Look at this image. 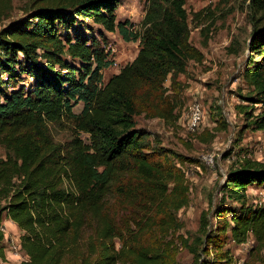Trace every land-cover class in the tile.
<instances>
[{
	"label": "trees",
	"instance_id": "trees-1",
	"mask_svg": "<svg viewBox=\"0 0 264 264\" xmlns=\"http://www.w3.org/2000/svg\"><path fill=\"white\" fill-rule=\"evenodd\" d=\"M13 1L0 0V22ZM22 1L24 15L0 28V256L9 219L28 257L19 264H63L83 247L91 264H161L165 238L181 228L178 212L189 204L182 164L191 159L150 139L136 116L180 119L178 77L190 61L204 60L190 40L186 0H147L139 28L118 19L122 0ZM253 3L264 9V0ZM106 32L139 42L136 57L107 81L103 71L115 60ZM248 48L244 77L252 90L237 108L246 129L260 130L264 111H254L264 105V24L255 22ZM218 121L215 130L227 128ZM59 124L70 132L65 140L52 133ZM209 131L203 141L215 137ZM251 185L264 186V161L244 155L228 170L207 245L251 236L264 245V201L248 202ZM208 225L205 212L200 228ZM190 251L198 255L199 247Z\"/></svg>",
	"mask_w": 264,
	"mask_h": 264
},
{
	"label": "rangeland",
	"instance_id": "rangeland-1",
	"mask_svg": "<svg viewBox=\"0 0 264 264\" xmlns=\"http://www.w3.org/2000/svg\"><path fill=\"white\" fill-rule=\"evenodd\" d=\"M146 5L147 0H122L117 17L129 19L139 28ZM185 7L190 20L191 43L204 53V60L190 61L186 72L178 77L181 84L178 96L182 104L180 119L168 124L159 117L136 116L137 128L150 132V139L191 159L182 164L190 186L189 204L178 212L181 228L171 231L165 238L167 257L161 264H264V245L259 246L252 236L241 244L221 237L218 243L207 245L211 229L215 230L217 225L215 208L223 201L221 188L228 170L244 155L264 161V129H246L247 119L237 108L240 104H249L242 97L252 90L244 77L248 45L255 22L264 24V9L255 11L253 0H186ZM23 8L22 0H14L0 28L23 16ZM106 34L115 63L103 71L105 81L131 62L139 50L138 41H125L117 32ZM170 84L169 75L165 85L170 87ZM194 103L200 104L203 117L195 126H190L188 117ZM81 108L79 104L75 111ZM255 108V115L264 111L262 103L255 104ZM219 119L226 120V129L215 130L219 128ZM51 130L56 140L70 136L63 124L52 125ZM208 131H213L215 137L203 141ZM247 192L249 203L264 201V186L251 185ZM225 204L237 205L231 201ZM205 212L209 220L206 231L200 228ZM9 222V219L4 220L2 224L5 240L1 243L6 254L21 234L18 227ZM116 244L119 249L120 243ZM193 245L199 247L198 255L190 251ZM83 248L79 254L67 255L63 264H91L94 256ZM20 253L19 262L9 261L5 254V258L0 256V264H19L25 258L24 252ZM225 256L227 259H223ZM116 264L132 262L121 260Z\"/></svg>",
	"mask_w": 264,
	"mask_h": 264
},
{
	"label": "built area",
	"instance_id": "built-area-1",
	"mask_svg": "<svg viewBox=\"0 0 264 264\" xmlns=\"http://www.w3.org/2000/svg\"><path fill=\"white\" fill-rule=\"evenodd\" d=\"M201 106L198 103H194L191 107H190V115L188 117V124L190 126H195L198 122H200V120H202V111H201ZM206 160H208V158H205ZM2 230L4 231V227H2ZM10 252H12L15 256H17L18 258L22 259V255L20 253V251H22L21 249V245L19 243V241L17 243H13L11 245V249H9ZM25 260V259H24ZM23 261V260H22Z\"/></svg>",
	"mask_w": 264,
	"mask_h": 264
},
{
	"label": "crops",
	"instance_id": "crops-1",
	"mask_svg": "<svg viewBox=\"0 0 264 264\" xmlns=\"http://www.w3.org/2000/svg\"><path fill=\"white\" fill-rule=\"evenodd\" d=\"M9 223H13L14 225H16L13 221L10 220ZM18 241H20V239L18 238ZM8 254L7 255V259H9V261H13V263L15 262H19L20 258H18L17 256H15L12 252L7 251ZM24 257L26 258L27 256L24 254ZM23 258V259H25Z\"/></svg>",
	"mask_w": 264,
	"mask_h": 264
}]
</instances>
